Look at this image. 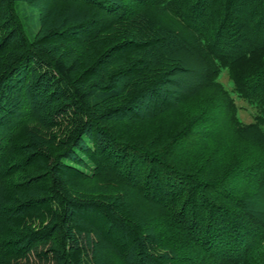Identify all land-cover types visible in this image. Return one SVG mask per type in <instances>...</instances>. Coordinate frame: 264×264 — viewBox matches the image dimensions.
I'll list each match as a JSON object with an SVG mask.
<instances>
[{
    "label": "trees",
    "instance_id": "trees-1",
    "mask_svg": "<svg viewBox=\"0 0 264 264\" xmlns=\"http://www.w3.org/2000/svg\"><path fill=\"white\" fill-rule=\"evenodd\" d=\"M263 49L264 0H0V264H264ZM221 108L242 157L176 156Z\"/></svg>",
    "mask_w": 264,
    "mask_h": 264
},
{
    "label": "rangeland",
    "instance_id": "rangeland-1",
    "mask_svg": "<svg viewBox=\"0 0 264 264\" xmlns=\"http://www.w3.org/2000/svg\"><path fill=\"white\" fill-rule=\"evenodd\" d=\"M27 7V6H26ZM62 7V6H59ZM29 8V7H28ZM26 14H30L31 10L26 8ZM30 16V15H29ZM31 17V16H30ZM30 23V22H29ZM28 23V24H29ZM28 25H26L27 27ZM33 25H31L32 28ZM30 27H27V30H29L31 32L35 31V27L31 29ZM84 33H86V31H82L79 33V35H83ZM27 35L30 36L31 34L27 31ZM264 51V49H263ZM259 58V57H257ZM261 60V57L255 62L258 63ZM188 67L185 70V72L181 75L182 76V80H183V84L188 85V80L191 79V76L193 75V73L191 72V69L193 67H189L188 64H186ZM250 66L253 67V63L249 64ZM194 78V75H193ZM220 81L224 84V86L226 88H228V90L232 88V83L228 78V75L225 73V71L221 72L220 74ZM210 92V91H209ZM206 93V92H205ZM202 97H210L211 96V92L209 96H206L205 94L201 95ZM235 97V104L237 105V109H238V116L240 117V119L243 122H249V121H253L252 116L254 114V110L253 108H250L248 106V104L244 101V99L237 97L236 94H234ZM175 114L170 113L167 114L166 118L168 120L167 124H168V129L169 131H176L175 133H177L180 129H182L185 126V119L179 117V116H174ZM184 125V126H183ZM206 130L204 131V135L207 136V143L209 144H213L214 143H219L220 146H222L221 148H214V147H208L203 149V147H201V149H196V147L194 148V145L188 141H191L192 136L187 137V139L183 138L182 140H179L175 143L174 147H176V156H178L180 153H186V157H188L187 159H190L191 157H193V155L198 152L201 153V155L206 156V157H210V167H217L220 166L221 169H224L229 163L230 165L233 164L234 161H236L237 159L242 157V154H239L238 152H236V150H245V143L239 141V139L237 138L236 134L232 132V128H233V124L231 123V120L229 119V115L227 112H225L224 108H221L220 110H216L214 113H212V120L207 122L205 124ZM153 127H155V125H153ZM168 129H164L165 131H168ZM219 137V138H217ZM213 138V139H212ZM212 139V142H211ZM184 140V141H183ZM219 142H218V141ZM183 141V142H182ZM215 146V145H214ZM232 146H234V152H232L230 154V152H228L229 154L225 156V150H229ZM186 147L190 148L192 147L194 150H189V149H185ZM250 151H252V149H249ZM240 155V156H239ZM225 157L226 160H224L223 158ZM233 183V182H232ZM241 190V189H240ZM248 190H241L240 194L245 193ZM250 193V192H249ZM138 212H140L138 210ZM102 250V249H100ZM24 262V261H22ZM35 264H44V263H35Z\"/></svg>",
    "mask_w": 264,
    "mask_h": 264
}]
</instances>
